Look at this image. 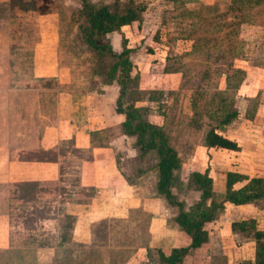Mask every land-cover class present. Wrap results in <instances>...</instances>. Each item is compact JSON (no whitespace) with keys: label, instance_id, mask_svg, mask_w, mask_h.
<instances>
[{"label":"crops","instance_id":"1","mask_svg":"<svg viewBox=\"0 0 264 264\" xmlns=\"http://www.w3.org/2000/svg\"><path fill=\"white\" fill-rule=\"evenodd\" d=\"M28 11L35 10L28 8ZM28 16L32 20L29 23L32 27L27 31L28 34L24 33L25 39H30L33 33L36 44L30 51L20 53L18 63L13 58V52L0 51V195H3L0 199L4 201V211L0 210V251L11 246L10 201L24 203V197L32 193L35 187H42V190L57 185L62 187V183L75 179L72 184L80 192L89 191L98 196L90 199L97 203L85 206L88 211L83 217L88 219L118 218L123 214L122 210L125 212L133 206L131 201L135 200L130 201L132 190L135 187L139 190L142 186H150L153 192L141 204L144 212L150 216L144 231L146 240L136 247L132 246L124 264H159L156 249L167 251L185 248L190 239L173 220L176 210L155 194L156 160L153 166L144 168L142 163H145L146 155L141 157L134 147V138L121 132L123 116L115 112L119 87L114 81L105 84L102 77L93 73L90 64H84L77 48L76 53L63 50L64 35L61 34V23L55 14L47 11L41 14L31 12ZM76 31L77 28L74 34ZM120 32L123 30L120 29ZM74 34L68 36L66 43L72 44L73 40L78 39L75 44L83 48L80 34L79 38ZM5 35H8L7 30ZM120 36L118 32H113L106 37L114 53L121 50ZM135 52L131 51L129 61ZM139 53L143 54V59L149 55L144 51ZM131 64L138 71L137 86L143 90L142 77L149 74H143L138 65ZM259 82L243 83L235 89L232 107L237 116L221 132L225 138L239 146V151L236 154L223 153L207 148L204 142L195 147L189 156L188 165L193 169L188 175L208 170L211 178L213 194L206 201L207 205L210 201L216 204L222 202L224 175L227 172L244 175L249 179L257 174L255 171H264V95L261 89H257L254 94L250 93L254 85L260 87ZM249 103L256 104L251 117L247 115ZM131 161L136 170L138 165L141 169L140 174L135 176V182L130 179L132 182L128 183L125 179L126 169L127 163ZM184 165L181 162L179 170ZM149 177L155 181L149 182ZM245 183L237 182L233 189ZM67 187L62 189L61 194L69 192L71 195L67 198L62 196L65 200L54 208L55 223L52 230L55 232L62 228L57 219H72L76 211L74 205L77 208L81 206L74 203L77 195L71 190L72 186ZM173 189L171 186V193ZM191 192L192 189L179 195L172 193L173 197H179L184 204V210L190 204L184 201L183 195ZM196 193L199 199V192ZM11 196L15 198L11 199ZM222 206L215 218L203 225L207 233L206 243L190 250L182 264L254 263L256 241L252 234L257 231L264 235V199L238 206L223 203ZM133 207L138 208L137 205ZM81 208L80 211L85 210ZM242 221H249L252 227L231 230V223ZM87 222L75 220L71 224L69 229L73 228L75 236H79V240L74 241L80 242L81 231H84ZM41 226L44 228L46 225L43 223ZM88 242L84 243L87 245Z\"/></svg>","mask_w":264,"mask_h":264},{"label":"rangeland","instance_id":"2","mask_svg":"<svg viewBox=\"0 0 264 264\" xmlns=\"http://www.w3.org/2000/svg\"><path fill=\"white\" fill-rule=\"evenodd\" d=\"M84 1L95 10L104 7L117 15L125 14L128 9L135 10L137 22L121 27L123 32L119 34L126 46L131 47V51H136L130 61L138 65L143 74H149L142 77L143 90L138 86L134 89L139 97L137 103L151 106L153 110L149 120L161 123L169 145L175 149L180 163H185L182 169L174 173L172 193L179 195L184 191H191L187 180L189 171L193 169L188 165L189 156L195 147L204 144L205 130L215 126L222 111L228 108L229 100L233 99L237 88L236 83L249 84L260 80V87L256 88L254 85L255 88L250 93L254 94L257 89H261L264 95V4L246 11L247 16L255 23L249 25L240 23L241 13L236 10L233 0ZM64 3L67 4L64 6ZM28 8L35 11H28ZM45 11L55 14L61 23V34L64 35L62 42L65 45L63 50L66 53L69 50L76 53L77 48L84 64H90L93 73L101 72L98 54L94 50L84 43L83 48L79 47L75 44L78 39L73 40L72 44L66 43L68 36L75 33V28L77 33L74 35L79 38L80 28L86 26L81 0H0V51L13 52V58L18 63L20 53L30 51L36 44L33 33L30 39H25L24 33L28 34L27 31L32 27L28 14H41ZM51 18L53 19L52 16ZM6 30L8 35H5ZM79 40L82 43L81 36ZM142 51L149 54L147 58L141 57L143 54L139 52ZM235 54L239 56L234 58ZM68 60L72 61L71 58ZM102 62L105 67L111 63ZM163 67L176 72L160 73ZM135 69L136 66L132 69V74L138 72ZM234 69L241 73H232ZM97 78L100 79L101 76ZM151 92H154V100L150 103L146 99ZM262 99L264 100V96ZM192 100L196 112L194 117ZM251 106L252 103H249L250 108ZM205 110L210 111L211 116L208 117ZM219 111L222 113L219 114ZM195 123L198 127H195ZM144 160L145 163H141L145 168L153 166L156 159L152 152H148ZM138 166L136 170L133 161L127 163L125 179L128 183L133 179L135 182V176L140 174L141 166ZM154 181V178L149 177V182ZM74 182L75 179L69 180L66 184L62 183V187L57 185L45 190L35 187L32 193H27L24 197V203L10 201L11 246L0 251V264H124L130 256L132 246L136 247L146 240L144 231L150 216L144 212L141 204L153 192L149 189L150 186H142L139 190L135 187L132 190L130 201L135 200L131 202L138 208H127V214L122 210L123 214L118 218L88 219L83 217L88 211L85 206L97 203L90 199L98 196L89 191L80 192L73 185ZM71 186V190L77 195H74L76 201H79L74 203L81 206L77 208L74 205L76 211L72 219L59 217L57 220L62 228L55 232L52 230L55 223L54 208L65 200L62 196L67 198L71 195L69 192L61 194L64 187ZM75 189L78 190L77 193ZM193 191L183 195L184 201L190 206L198 199V194ZM175 198L181 202L179 197ZM3 203V199H0V210L4 209ZM49 205L52 206L48 207ZM80 208L85 210L80 211ZM75 220L88 221L84 231H81L80 242L74 241L79 240V236H75L73 228L69 229ZM43 223L46 226L39 227ZM83 241L89 242L86 245Z\"/></svg>","mask_w":264,"mask_h":264},{"label":"trees","instance_id":"3","mask_svg":"<svg viewBox=\"0 0 264 264\" xmlns=\"http://www.w3.org/2000/svg\"><path fill=\"white\" fill-rule=\"evenodd\" d=\"M83 9L86 17V26L80 28V36L82 42L91 50L98 54L99 68L101 72L96 75L104 79L105 84L114 81L118 89V97L115 102V112L123 116L121 122V132L125 136L134 138V147L138 149L140 156L152 152L155 159V169L157 172V181L155 184V194L157 197L165 200L166 204L176 210L173 218L178 227L186 234L190 243L185 248L161 250L156 249V260L159 264H182L183 258L192 249L199 248L207 241V233L203 229L205 223L211 222L218 210H221L223 203L233 206L254 203L257 200L264 199V171L255 173L251 178L234 172H227L224 175V196L222 202L216 204L210 201L207 205L206 201L212 198V181L208 176V170L203 173L193 172L189 175V186L192 190L200 193L198 201L192 206L184 210V204L177 201L172 193L171 186L173 184L174 173L179 169L180 161L175 150L169 145L167 136L160 124L149 120L150 112L153 110L151 106L136 105L139 97L135 94L134 89L138 83V73L132 74L134 66L129 61L131 49L127 48L125 41L121 39V50L114 53L109 47L107 36L113 32H120V28L126 25H132L137 22V15L134 9H128L125 14L117 15L102 7L93 9L87 5L84 0ZM236 10L241 13L240 23L254 25L252 19L247 16L246 11L255 6L263 5L264 0H233ZM245 11V13H244ZM242 45L241 41L238 42ZM239 55H233L238 57ZM111 61L108 67L102 62ZM154 60H152L153 62ZM103 63V64H102ZM162 68L160 73H175ZM234 74H240L241 71L234 69ZM232 76V75H231ZM106 80V81H105ZM240 83H236L238 87ZM135 94V96H134ZM154 92L147 96L150 103L153 99ZM192 117L195 116L194 100L191 101ZM232 100H229L228 108L219 111L222 115L219 117L215 126H210L204 136L205 146L214 150H223L227 153L236 154L239 146L222 135L223 128L237 116ZM256 104L252 103L251 108L247 110V115L253 113ZM156 109V108H155ZM155 111V110H154ZM157 113V110L155 111ZM206 115L211 116L210 111L205 110ZM194 124V121H191ZM195 127H198L195 123ZM246 181V183L238 188L233 189V185L237 182ZM248 226L252 227L249 221L231 223V230H241ZM256 241L255 257L253 264H264V235L263 233L253 231L252 234ZM236 264H251L249 262H238Z\"/></svg>","mask_w":264,"mask_h":264}]
</instances>
